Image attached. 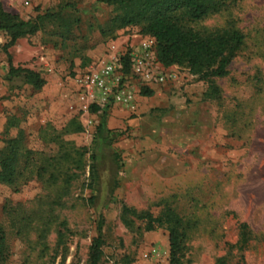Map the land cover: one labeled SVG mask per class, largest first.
Segmentation results:
<instances>
[{"label":"rangeland","instance_id":"374dc122","mask_svg":"<svg viewBox=\"0 0 264 264\" xmlns=\"http://www.w3.org/2000/svg\"><path fill=\"white\" fill-rule=\"evenodd\" d=\"M224 1L225 10L195 25H230L245 34L229 75L214 79L219 94L208 96L210 84L188 67L162 65L155 43L156 64L173 77L152 84L153 96L142 94L149 86L136 85L132 109L88 101L79 81L150 36L134 26L111 31L115 10L99 0H0L24 20L70 2L64 17L74 21L68 30L49 23L21 38L10 56L0 30V150L19 137L29 151L17 182L0 183V224L10 245L4 264H87L100 223L101 264H169L168 230L146 231L142 221L125 225V203L154 216L171 205L190 223L185 264H220V258L264 264V0ZM11 64L34 69L46 84L10 83ZM105 113L107 127L120 136L102 154L95 191L90 155ZM242 223L251 231L243 247L237 244Z\"/></svg>","mask_w":264,"mask_h":264},{"label":"trees","instance_id":"16d2710c","mask_svg":"<svg viewBox=\"0 0 264 264\" xmlns=\"http://www.w3.org/2000/svg\"><path fill=\"white\" fill-rule=\"evenodd\" d=\"M112 6L115 14L111 19L112 29H123L129 26L139 27L141 33L155 39L157 57L165 67L172 65L186 66L190 73L210 84L208 96L219 94L215 78L229 75V67L245 43V34L236 27L226 26L213 30L200 29L195 25L208 17L219 14L228 4L224 0H99ZM70 2H66L56 12L47 11L34 19L24 20L19 15L6 11L0 4V30L4 31L8 40L4 50L9 49L21 38L37 34L49 23L63 24L67 30L73 24L71 18L65 19ZM129 69V68H128ZM10 83L20 79L23 84H29L41 89L46 80L34 69L15 67L13 64L7 77ZM146 89V88H145ZM143 89V95H151V91ZM145 90V91H144ZM106 113L102 116L94 136V146L91 150L90 188L97 191L100 179L99 161L104 152H109L120 134L107 127ZM82 131V126L77 127ZM19 137L7 141L4 150H0V183L14 185L24 173L21 168L22 153L29 156V151L23 149ZM112 159L120 169V157L117 151L112 152ZM71 176L67 178L69 182ZM95 195L90 197L94 202ZM121 219L129 227L136 221L145 223L144 229L152 231L163 227L169 232L170 256L169 264H185L186 241L190 223L186 221L171 205H166L162 213L154 216L149 211H139L126 205L122 207ZM99 234L91 241L87 264H101L103 257L102 224L98 226ZM237 244L242 247L251 240V231L246 223L240 225V237ZM5 228L0 224V264L10 258V245ZM225 258H220L224 264Z\"/></svg>","mask_w":264,"mask_h":264},{"label":"built area","instance_id":"2783aa9c","mask_svg":"<svg viewBox=\"0 0 264 264\" xmlns=\"http://www.w3.org/2000/svg\"><path fill=\"white\" fill-rule=\"evenodd\" d=\"M151 38L136 49L113 53L92 67L80 78L82 97L100 106L119 104L133 109L136 85L151 86L172 79V74L156 64V41Z\"/></svg>","mask_w":264,"mask_h":264},{"label":"crops","instance_id":"0c3cea01","mask_svg":"<svg viewBox=\"0 0 264 264\" xmlns=\"http://www.w3.org/2000/svg\"><path fill=\"white\" fill-rule=\"evenodd\" d=\"M150 87V86H149ZM137 89V88H136ZM149 91H151L152 93H151V95L153 96V95H155V89H154V87H150V89H149ZM138 107H136V109H137Z\"/></svg>","mask_w":264,"mask_h":264}]
</instances>
